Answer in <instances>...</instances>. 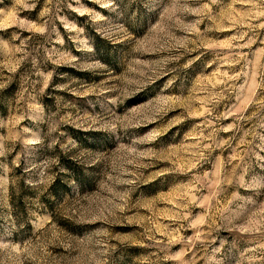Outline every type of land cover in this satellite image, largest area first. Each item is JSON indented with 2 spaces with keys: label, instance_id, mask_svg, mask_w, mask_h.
I'll use <instances>...</instances> for the list:
<instances>
[{
  "label": "rangeland",
  "instance_id": "rangeland-1",
  "mask_svg": "<svg viewBox=\"0 0 264 264\" xmlns=\"http://www.w3.org/2000/svg\"><path fill=\"white\" fill-rule=\"evenodd\" d=\"M0 264H264V0H0Z\"/></svg>",
  "mask_w": 264,
  "mask_h": 264
}]
</instances>
